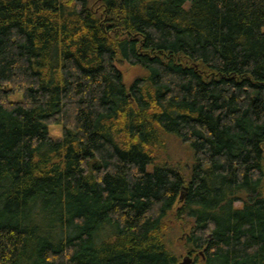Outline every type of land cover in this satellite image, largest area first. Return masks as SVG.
<instances>
[{
  "label": "trees",
  "instance_id": "trees-1",
  "mask_svg": "<svg viewBox=\"0 0 264 264\" xmlns=\"http://www.w3.org/2000/svg\"><path fill=\"white\" fill-rule=\"evenodd\" d=\"M179 231L264 264V0H0V264H178Z\"/></svg>",
  "mask_w": 264,
  "mask_h": 264
},
{
  "label": "rangeland",
  "instance_id": "rangeland-1",
  "mask_svg": "<svg viewBox=\"0 0 264 264\" xmlns=\"http://www.w3.org/2000/svg\"><path fill=\"white\" fill-rule=\"evenodd\" d=\"M118 67L121 70L122 74L124 75V80L127 85L135 77L141 76L145 73L140 67L131 66L126 62L118 64ZM49 128H50V133L52 134L53 137L60 136L61 133L60 126L51 125ZM163 141L165 145L163 150H160V152H158L156 156L155 159L156 164L165 162L171 166H178L181 168H185L187 165L191 164L192 156H191V151L187 146V144L182 143L180 140H178L176 137L173 136H165ZM176 235L177 236L175 238V245H176L175 250H177L178 253V258H179L178 262H181L183 258L189 254L187 253V251L182 252V249L184 248L183 244L185 240L184 233H182V231H179L178 234ZM189 256L191 258V261L188 264H194L196 255L193 254Z\"/></svg>",
  "mask_w": 264,
  "mask_h": 264
},
{
  "label": "water",
  "instance_id": "water-1",
  "mask_svg": "<svg viewBox=\"0 0 264 264\" xmlns=\"http://www.w3.org/2000/svg\"><path fill=\"white\" fill-rule=\"evenodd\" d=\"M191 261V258L189 255L185 256L181 262L178 264H188Z\"/></svg>",
  "mask_w": 264,
  "mask_h": 264
}]
</instances>
